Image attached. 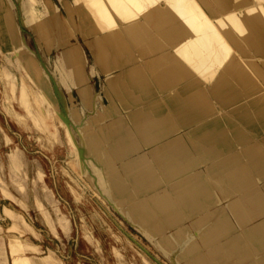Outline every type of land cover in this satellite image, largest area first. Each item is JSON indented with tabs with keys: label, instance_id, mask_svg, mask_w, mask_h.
<instances>
[{
	"label": "rangeland",
	"instance_id": "374dc122",
	"mask_svg": "<svg viewBox=\"0 0 264 264\" xmlns=\"http://www.w3.org/2000/svg\"><path fill=\"white\" fill-rule=\"evenodd\" d=\"M200 1L205 2L196 3ZM23 2L0 0V224L12 239L13 264H30L26 256L18 255L20 252L39 257L31 264H187L195 258H203L207 264H256L264 257V247L248 246L243 239V232L257 225L263 214H250L246 223H240L232 211V202L238 198L213 195L208 210H193L182 215L179 223L164 213H155L150 207L154 198L163 193L175 197L178 189L161 178L150 158V146L134 135L128 111L109 95L106 74L93 63L87 43L90 37H81L76 25L71 28L65 22V6L60 0H53L58 7L53 13L63 22V32L57 26L46 29L50 23L40 20L31 26ZM209 5L199 7L219 11L215 2ZM64 38L67 42L58 44ZM72 45L82 52V79L60 73L65 66L64 54ZM82 87L87 88L85 93L80 92ZM22 94L25 96H19ZM24 104L29 105L30 113ZM115 126L111 131L114 136L129 132L117 150L120 153L102 143L99 156L86 145L90 134ZM9 153L14 154L10 157ZM142 162L138 174L136 169ZM204 167L200 165L189 174L191 182L204 178ZM111 175L127 186L126 195L108 188ZM131 176L139 183H127ZM134 206L147 215V227L132 214ZM21 239L28 246L22 245ZM221 248L230 252L221 256Z\"/></svg>",
	"mask_w": 264,
	"mask_h": 264
},
{
	"label": "bare ground",
	"instance_id": "6f19581e",
	"mask_svg": "<svg viewBox=\"0 0 264 264\" xmlns=\"http://www.w3.org/2000/svg\"><path fill=\"white\" fill-rule=\"evenodd\" d=\"M62 1L70 27L76 25L82 37H91L88 44L93 61L106 73L105 86L109 95L116 101L118 97L124 109H133L130 117L132 132L142 143L153 147L151 156L161 178L167 183L172 182L178 189L175 197L168 193L154 196L150 207L156 214L164 213L179 223L193 210L196 213L208 210L214 200L213 188L226 194L243 191L250 185L251 177L264 173V0H205L200 3L196 0ZM210 1L217 4L219 11H206L201 6L206 11L204 13L200 9V4L206 7ZM22 6L31 26L40 20L50 23L46 29L61 27L53 13L58 9L53 0H24ZM207 12L216 18H208L210 15ZM63 41L60 42H67ZM64 56L65 66L60 69L61 76L69 78L72 73L82 79L83 56L80 48L71 46ZM115 70L118 73L110 75ZM80 89L82 93L87 91L86 87ZM19 96L24 97L25 94ZM25 104H29L27 100ZM26 105L25 109L30 110ZM7 110L15 115L11 108ZM115 128L117 126L113 129L101 128L97 133L90 134L86 145L99 156L98 146L102 143L120 153L117 150L129 132L119 131L114 136L111 131ZM186 128L189 129L190 150L185 146L182 135H178L180 129ZM234 138L238 139L239 149H232ZM10 153L11 157L15 152ZM198 162L206 164L207 173L204 178L191 182L189 172ZM142 164L136 169L138 174ZM131 170L134 171V168ZM112 177L108 188L126 195L127 186ZM128 181L131 185L139 183L133 176ZM150 184L156 186L153 181ZM251 197L246 200L242 195L237 200L233 198V202L230 199L234 217L240 223L254 210L260 211L264 207L261 196ZM139 209L132 207V214L147 227V215L138 212ZM261 223L254 229L250 227L251 235H246L245 241L251 247L260 246L259 240L264 239V222ZM244 250L249 252L246 247ZM227 252L224 248L219 251L221 256ZM190 262L207 264L203 258ZM256 264H264V257Z\"/></svg>",
	"mask_w": 264,
	"mask_h": 264
},
{
	"label": "crops",
	"instance_id": "0c3cea01",
	"mask_svg": "<svg viewBox=\"0 0 264 264\" xmlns=\"http://www.w3.org/2000/svg\"><path fill=\"white\" fill-rule=\"evenodd\" d=\"M61 2H62V4L64 5V3H63V1L61 0ZM68 2H70V0H68ZM65 11H66V9H65ZM54 15L56 16V14L54 13ZM57 17V16H56ZM58 19V18H57ZM65 22H67V13H66V15H65ZM62 23V24H61ZM68 23V22H67ZM58 24H60V26L63 28V22H59V19H58ZM68 25H69V23H68ZM61 27H60V29H61ZM75 27V26H74ZM75 30V29H74ZM77 30V29H76ZM79 30V29H78ZM78 33H79V31H78ZM79 35H80V33H79ZM81 36V35H80ZM82 37V36H81ZM88 37H90V36H88ZM90 39H91V37H90ZM89 39V40H90ZM62 40H64L63 42H66V40H65V38L64 39H61L60 41L62 42ZM88 40V41H89ZM59 41V43L58 44H63V43H61ZM88 41H87V43H88ZM89 45V44H88ZM72 46H75V45H72ZM71 47V46H70ZM69 49V48H68ZM67 49V50H68ZM91 49V48H90ZM66 50V51H67ZM93 63H94V61H93ZM82 64H83V62H82ZM97 68H99L100 69V67H98L96 64H94ZM82 67H83V65H82ZM66 68H68V67H66ZM101 71H102V69H100ZM115 71H117V73H118V70H115ZM105 73V72H104ZM112 73V72H111ZM111 73H110V75H111ZM106 74V73H105ZM114 75V74H113ZM105 79H106V77H105ZM106 81V80H105ZM116 97V96H115ZM116 99H117V102L120 104V100L118 99V97H116ZM121 105V104H120ZM124 109V108H123ZM125 110H127L128 111V117L130 118L131 117V114H132V112H133V109L132 108H129V109H125ZM130 122H131V120H130ZM131 126H132V122H131ZM182 130H185V129H180V131L178 132V135H182V138H183V141H184V144H185V146L187 147V149L188 150H190V141H189V139H188V137H187V132L189 131V129H187L186 128V132H185V134H181L182 133ZM261 138V136L259 137V139ZM237 140V141H236ZM258 140V139H257ZM141 141V140H140ZM142 142V141H141ZM233 144H232V149H239L240 148V145H238L237 144V142H238V139H236V138H234V140L233 141H231ZM262 142V141H261ZM144 144V143H143ZM146 145V144H145ZM150 146V145H149ZM150 158L153 160V158H152V156H151V150L153 149V147L152 146H150ZM154 162V161H153ZM200 165H204L205 167H204V177H205V175H206V173H207V170H205L206 169V164L204 163V162H198V163H196L195 164V166L193 167V169L192 170H190L191 172H189V174L190 173H192V172H194V170H195V168H197V167H199ZM216 189V188H215ZM214 188H213V192L214 191H216V192H218V194L216 195V194H213V195H215V197H217V198H219V197H221V198H230V197H235V198H239V197H241L242 195H243V198H245L246 200H247V198H250L251 196L252 197H256V196H261L263 199H264V173H261L260 175H255L254 177H251V183H250V185L247 187V188H245L243 191H231V192H229V193H224V192H221L218 188L215 190ZM245 193V194H244ZM222 195V196H221ZM214 197V198H215ZM251 197V198H252ZM258 211V210H257ZM257 211L256 210H254L251 214H256L257 213ZM260 212V213H259ZM258 213L259 214H263L264 213V207H262L261 208V210L260 211H258ZM257 213V214H258ZM248 218V217H247ZM246 220V219H245ZM244 220V221H245ZM264 222V214H263V217H262V219H261V221L257 224V225H255V226H253V227H251L252 229H254V227H256V226H258L261 222ZM262 224V223H261ZM248 228L247 230H245V232H244V240H246L245 238H246V235H251V228ZM251 229V230H250ZM249 230V231H248ZM247 232V233H246ZM258 239V237L255 239V240H257ZM260 239V238H259ZM261 240V241H260ZM259 240V244H260V249L262 248V247H264V239H260ZM11 241H12V239L9 237V236H7L6 235V232H5V229L2 227V225L0 224V264H13V256L14 255H12V253H11V249H10V243H11ZM20 241V243L22 244V245H24V246H28V244L27 243H22V239L21 240H19ZM245 243H246V245H249V244H247V241H245ZM258 243H257V245H258ZM263 244V245H262ZM262 245V246H261ZM263 249V248H262ZM24 250H26V249H24ZM23 250V251H24ZM18 255H22V256H26L27 258H28V260H29V263L31 264V262L33 261L34 262V260H33V258H36V261L38 260V258L39 257H37V256H30V255H28V254H26V252L25 253H22V252H20Z\"/></svg>",
	"mask_w": 264,
	"mask_h": 264
}]
</instances>
